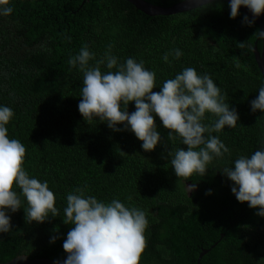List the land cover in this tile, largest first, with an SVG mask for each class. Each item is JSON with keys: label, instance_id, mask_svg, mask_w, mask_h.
<instances>
[{"label": "trees", "instance_id": "obj_1", "mask_svg": "<svg viewBox=\"0 0 264 264\" xmlns=\"http://www.w3.org/2000/svg\"><path fill=\"white\" fill-rule=\"evenodd\" d=\"M144 1L171 8L185 0ZM8 6L12 13L0 15V106L13 110L8 136L25 145L23 167L30 177L48 182L58 215L27 222L21 194V208L7 210L12 227L0 233V263L25 255L63 264V243L74 226L63 222L66 196L87 185L86 196L105 203L118 199L146 212L147 245L139 264H197L205 251L201 264H264V217L236 199L234 182L219 171L264 147V112L251 109L264 86L253 53L257 24L246 25L240 11L230 18L229 4L222 1L154 17L125 0H10ZM84 45L95 54L90 66L109 46L118 65L127 58L143 61L156 74L154 92L187 67L208 74L239 116L236 127L212 133L230 155L209 163L205 176L184 181L167 156L187 146L177 134L168 135L159 117L161 141L150 152L131 131H113L99 118L84 120L78 110L83 73L68 63ZM175 49L182 55L170 54L165 62L163 56ZM100 70L117 69L102 64ZM127 110H136L134 101ZM215 120L206 113L203 123ZM192 184L196 190L188 193L186 185Z\"/></svg>", "mask_w": 264, "mask_h": 264}, {"label": "clouds", "instance_id": "obj_2", "mask_svg": "<svg viewBox=\"0 0 264 264\" xmlns=\"http://www.w3.org/2000/svg\"><path fill=\"white\" fill-rule=\"evenodd\" d=\"M9 3L10 0H0V15L12 13ZM241 6L252 13V18L243 17L248 26H253L256 18L264 13V0H231L230 18L238 16ZM256 34L264 38V31L257 29ZM240 46L244 47V42ZM170 54L178 59L182 52L175 49L166 53L163 56L165 62ZM94 59L95 54L84 45L68 61L73 67L78 65L83 73L78 110L84 120L99 118L113 131H131L142 141V149L150 152L161 141L155 121V117H159L164 129L170 130L168 135L177 134L187 146V150L178 148L168 152L167 156L176 176L184 181L194 174L205 176L209 163L225 154L230 155L229 148L212 133L222 131L225 126L236 127L239 116L235 108L225 103V96L208 74L200 75L194 68L187 67L175 78L167 79L159 92H154L156 74L147 70L143 61L127 58L124 64L118 65V58L111 54V46L95 66H90L89 61ZM102 64L109 70H117L102 73ZM258 93L251 102L253 113L264 112V86ZM133 101L136 110L129 113L128 105ZM206 113L216 117L209 125L203 123ZM13 116L10 107L0 106V233L11 231L7 210L14 213L21 208V194L28 204L27 222L42 223L48 220L49 213L52 217L58 215L55 195L48 182L30 177L23 167L25 145L8 136L6 125ZM119 124L123 125L122 129L117 127ZM219 171L234 182L231 191L236 199L240 203L247 202L250 208H258L256 215L264 217V147L250 156H239L232 166ZM14 186L22 192L18 194ZM196 187V184L186 185L188 193ZM86 189L87 185L77 187L66 196L63 222L74 226L63 243L67 253L63 264H139L147 245L144 235L148 227L146 212L137 207H126L118 199L110 203L98 201L94 196H86ZM206 194L210 195L211 190ZM56 239L53 236L50 242L54 243Z\"/></svg>", "mask_w": 264, "mask_h": 264}, {"label": "water", "instance_id": "obj_3", "mask_svg": "<svg viewBox=\"0 0 264 264\" xmlns=\"http://www.w3.org/2000/svg\"><path fill=\"white\" fill-rule=\"evenodd\" d=\"M131 5H133L135 8L139 9L143 13H145L147 16L154 17V16H169L174 15L177 13H183V12H189L195 9H198L202 6H205L207 4H211L216 1H222L230 5L231 0H185L184 2L178 3L177 5L171 7V8H163L158 7L152 4H149L145 2L144 0H125ZM239 11L243 13L244 15H247L249 18H252L251 11L245 7L241 6ZM255 23L259 27V30L264 31V13H262L259 17L256 18ZM262 42V49L259 51L258 48V42ZM253 53L256 59L257 66L264 78V38H260L258 36L257 41L255 43ZM207 254V251L203 252L200 255V258L198 259L197 264H201V259L204 257V255ZM0 264H57V262L48 260V259H29L28 256H19L10 262L7 263H0ZM61 264V263H59Z\"/></svg>", "mask_w": 264, "mask_h": 264}, {"label": "rangeland", "instance_id": "obj_4", "mask_svg": "<svg viewBox=\"0 0 264 264\" xmlns=\"http://www.w3.org/2000/svg\"><path fill=\"white\" fill-rule=\"evenodd\" d=\"M7 215H9V213L7 212Z\"/></svg>", "mask_w": 264, "mask_h": 264}]
</instances>
